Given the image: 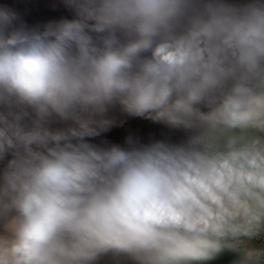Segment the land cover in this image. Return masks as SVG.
Returning a JSON list of instances; mask_svg holds the SVG:
<instances>
[{"label":"clouds","instance_id":"obj_1","mask_svg":"<svg viewBox=\"0 0 264 264\" xmlns=\"http://www.w3.org/2000/svg\"><path fill=\"white\" fill-rule=\"evenodd\" d=\"M224 255L264 264V0H0V264Z\"/></svg>","mask_w":264,"mask_h":264},{"label":"trees","instance_id":"obj_2","mask_svg":"<svg viewBox=\"0 0 264 264\" xmlns=\"http://www.w3.org/2000/svg\"><path fill=\"white\" fill-rule=\"evenodd\" d=\"M14 3L20 5L21 7L28 4L29 0H13ZM58 14L57 10H51L48 12H43L40 14H33L32 20L36 21L39 19H43L45 17H52ZM59 14L67 15V12H59ZM70 18V17H69ZM128 131L135 132L141 138L147 140L150 137L162 138L165 133L158 126L151 125L142 121H130L127 126V130H116L111 133V136L116 140H122L123 137L127 134ZM101 264H115V261L111 258H105Z\"/></svg>","mask_w":264,"mask_h":264},{"label":"crops","instance_id":"obj_3","mask_svg":"<svg viewBox=\"0 0 264 264\" xmlns=\"http://www.w3.org/2000/svg\"><path fill=\"white\" fill-rule=\"evenodd\" d=\"M229 259H230L229 255H224V256L218 258V260L216 262H214V264H228Z\"/></svg>","mask_w":264,"mask_h":264}]
</instances>
